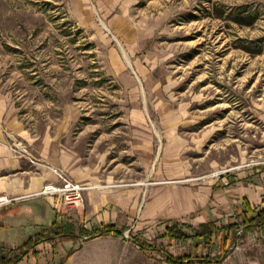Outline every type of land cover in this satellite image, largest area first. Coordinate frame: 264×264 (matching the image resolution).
<instances>
[{
    "label": "rangeland",
    "instance_id": "374dc122",
    "mask_svg": "<svg viewBox=\"0 0 264 264\" xmlns=\"http://www.w3.org/2000/svg\"><path fill=\"white\" fill-rule=\"evenodd\" d=\"M80 4L0 0V90L20 120L34 132L60 133L83 162L118 181H150L151 164L162 162L150 157L171 150L191 178L224 176L232 184L240 173L244 183L264 189V0H121L145 74L164 84L161 93L145 96L139 83L138 97L110 61L113 45L130 65L126 46L98 15L97 30H86ZM146 102L166 105L179 133L169 141L158 134L151 152L130 122V108ZM163 114L155 108L146 117L160 122ZM141 219L140 213L131 219L114 256L88 264H170L133 237L188 254L191 264L224 252L216 239L170 241L162 236L163 218L136 226ZM68 252L59 264H68ZM221 264H264V233L228 242Z\"/></svg>",
    "mask_w": 264,
    "mask_h": 264
},
{
    "label": "crops",
    "instance_id": "0c3cea01",
    "mask_svg": "<svg viewBox=\"0 0 264 264\" xmlns=\"http://www.w3.org/2000/svg\"><path fill=\"white\" fill-rule=\"evenodd\" d=\"M120 1L80 0L78 21L86 26V30L96 31L95 15H98L124 43L132 59L130 65L120 60L113 45L109 48L110 61L120 78L127 82L131 95L139 96V83L145 96L161 93L164 84L156 83L144 72L143 62L135 51L136 29L130 16L119 9ZM155 108L164 113L160 122L146 117V112ZM168 113L170 109L161 103H138L130 108V122L140 146L149 152L158 134L168 141L179 134L174 130L177 127L175 120H170ZM61 136L51 131H32L20 120L8 97L0 90V193L27 195L40 191L46 183H58L60 178L54 168L74 181L91 185L84 191V205L79 208L62 209L61 198L52 194L29 196L0 206V253L14 256L24 243L40 232L52 237L36 244L37 252H27L16 264H59L66 249H69L68 264L78 258L86 264L99 258L110 259L118 251L124 230L137 213L142 219L136 226L139 223L152 225L163 218L162 236L170 240L166 232L173 223L197 226L214 221L221 226L239 220L247 204L256 209L263 207V187L247 185L240 173H236L237 180L232 184L224 176L220 180L191 178L188 176L191 168L181 162L183 157L166 150L150 157L154 160L161 157L162 161L159 165L151 164L147 174L152 178L150 181H120V177L118 181L116 175L105 174L83 162L68 139L63 140ZM192 180L197 181L190 183ZM108 225L122 230V235H86ZM55 227L64 233L62 237L54 234Z\"/></svg>",
    "mask_w": 264,
    "mask_h": 264
},
{
    "label": "trees",
    "instance_id": "16d2710c",
    "mask_svg": "<svg viewBox=\"0 0 264 264\" xmlns=\"http://www.w3.org/2000/svg\"><path fill=\"white\" fill-rule=\"evenodd\" d=\"M251 213V214H248ZM238 230H241L238 233ZM254 230H261L264 233V207L256 209L255 207H246L240 213V219L234 222H229L225 225L218 226L214 221L202 222L195 226L187 223H173L167 227L166 236L170 240L178 239L187 241L190 238H198L204 242H208L212 239L220 241V246L224 250L223 253L216 255L215 257L202 256L199 259L201 264H221V262L227 256L228 242H237L238 238L246 236L249 232ZM56 236L62 237L64 233L59 231L57 227L53 229ZM48 232V231H47ZM113 233L116 235H122V230L118 229L114 225L102 226L97 230H93L86 235L94 236L99 234ZM52 237L46 236L44 232H40L34 238H30L20 250L14 256H7L0 253V264H16L27 252H37L34 247L36 244L51 239ZM136 244L144 249H156L149 243L134 238ZM166 257V261L170 264H191L192 257L188 254L174 255L168 251L162 250Z\"/></svg>",
    "mask_w": 264,
    "mask_h": 264
},
{
    "label": "built area",
    "instance_id": "2783aa9c",
    "mask_svg": "<svg viewBox=\"0 0 264 264\" xmlns=\"http://www.w3.org/2000/svg\"><path fill=\"white\" fill-rule=\"evenodd\" d=\"M54 171L60 178L58 183H46L43 188L35 193L19 196H9L0 193V206L6 205L14 200L23 199L29 196L39 194L58 195L61 198V208H79L84 205V191L91 187L89 184L80 183L67 177L61 170L54 168ZM241 230H238V233Z\"/></svg>",
    "mask_w": 264,
    "mask_h": 264
}]
</instances>
